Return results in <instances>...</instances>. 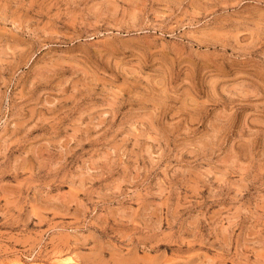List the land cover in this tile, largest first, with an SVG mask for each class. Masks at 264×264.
<instances>
[{
  "label": "rangeland",
  "instance_id": "1",
  "mask_svg": "<svg viewBox=\"0 0 264 264\" xmlns=\"http://www.w3.org/2000/svg\"><path fill=\"white\" fill-rule=\"evenodd\" d=\"M0 264H264V0H0Z\"/></svg>",
  "mask_w": 264,
  "mask_h": 264
}]
</instances>
